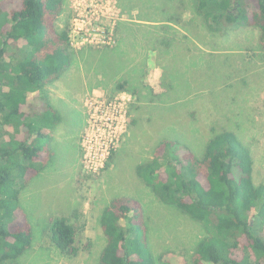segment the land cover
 Listing matches in <instances>:
<instances>
[{"label":"trees","instance_id":"trees-1","mask_svg":"<svg viewBox=\"0 0 264 264\" xmlns=\"http://www.w3.org/2000/svg\"><path fill=\"white\" fill-rule=\"evenodd\" d=\"M161 1L154 6L166 17L161 25L122 24L128 36L132 34V43H126V49L119 39L114 46L90 47L86 52L117 51L119 46L126 52L132 47L135 50L122 74L118 71L101 75L99 82L135 98L129 112L131 127L139 122L140 113L147 114V128L152 129L158 120L165 127L171 123L168 109L200 101L215 78L214 72L219 76L221 68L230 69L222 71L229 72L225 89L230 95L224 103L230 105L229 109L222 104V110L215 114L211 110L214 115L203 126L198 121L202 118L198 109H191L179 125L188 127L185 131L189 134L203 135L204 149L195 150L187 141L160 138L152 158L136 162L135 174L160 203L176 207L202 227L203 236L193 248L192 264H264V184L256 182L253 152L241 139V125L236 130L222 125L223 120L238 123L231 119L235 109L232 106L243 108L249 101L245 96L252 91L251 71L254 66L264 69V61L256 65L258 57L264 55V0ZM133 3L122 6L120 1L121 9H134L137 6ZM64 4L65 0H0V264H18L20 257L33 248V227L21 210L20 196L49 164V143L62 122L61 112L48 99V87L76 61L68 31L56 30ZM189 7L197 27L206 28L212 38L228 41L230 33L248 28L257 31L259 42L244 52H217V48L210 47L212 51L195 55L188 44H195L190 22L182 23V12ZM179 8L183 9L178 13ZM142 35L146 38L139 41ZM144 46L151 47L165 64L161 93H156L142 77L130 74L137 69L138 49ZM211 61L219 62L221 68L213 69V64L208 69L205 63ZM225 62L232 67L220 64ZM203 66L207 68L209 84L198 86L193 73L199 74ZM183 69L185 77L178 75ZM113 159L114 152L109 164ZM77 209L74 207L67 216L49 218L48 238L67 258L93 248L91 242L80 245ZM145 219L139 199L113 198L99 218L106 238L100 264H171L150 245Z\"/></svg>","mask_w":264,"mask_h":264},{"label":"rangeland","instance_id":"rangeland-1","mask_svg":"<svg viewBox=\"0 0 264 264\" xmlns=\"http://www.w3.org/2000/svg\"><path fill=\"white\" fill-rule=\"evenodd\" d=\"M120 1L122 6L133 1L137 7L123 11ZM159 1L161 0H117L122 14L126 18L121 19L118 23L113 46L119 41L120 28L124 37L120 38L123 48L126 49V43H132L130 38L132 34L128 36V31L122 25L124 22H128L132 26L140 22H143L146 27L161 25L166 17L156 11L157 8L154 7ZM165 2L167 0H164ZM181 9L183 8L176 11L179 13ZM193 18L194 15L191 13L190 7L182 12V23L190 22L188 27L193 33L192 39L195 44L191 42L188 44L195 55L202 51L195 48L198 47V44L204 49L203 52L212 51L210 47L217 48L219 50L217 52H227L245 51L246 48L250 49L259 42L257 31L248 28L230 33L228 41H220L217 39L218 36L212 38L203 26L197 27ZM72 19L73 13L70 4L68 0H65L64 10L56 21V30L66 29L70 33ZM138 26L140 27V25ZM145 38L146 35H142L138 40L143 41ZM72 48L75 51L76 61L59 81L48 87L50 103L62 114V122L53 132L54 140L49 143L50 162L45 170L34 177L26 189L21 192V210L24 215H27L33 227L34 240L33 248L20 257L18 264H100V255L106 244V238L99 223L100 214L113 198L119 197L136 198L142 203L149 229L150 245L156 254L165 255L171 264H186V262L192 264L193 248L203 236L202 227L176 207L160 203L154 193L137 178L135 167L138 160L141 162L144 159L152 158L153 150L160 138L180 142L187 141V145L195 150L204 149L206 143H204L203 135L189 134L185 131L188 127L183 129L179 125L184 119V114L186 113L185 116H187L191 109L196 108L200 112L202 118L198 121L201 126L208 123L216 111L222 110V104L225 105L223 108L229 109L230 105L224 104L226 103L225 99L230 95L228 89H225V87L228 88V85H225V77L229 72L222 73V71L230 69L221 68L218 65L219 62H206L205 65H208V69L213 67V64V69L221 68V75L217 76L214 72L215 75L212 76L215 78H212L213 82L206 88V94L201 95L202 97L198 99L200 101L193 102V105L190 103L186 107L168 109L167 113L171 117V123L166 124L165 127L160 125L161 122L158 120L157 123H153L152 129L147 128L146 113H140L139 122L131 127L129 112L130 105L135 98L127 92L117 93L113 88H110L109 84L99 82H101L102 76L115 74L118 71L122 74L125 67L130 64L131 57H134L133 47L128 52L121 46L117 51L86 52L90 46ZM138 51L140 52L137 61L138 67L133 69L130 74L136 78L142 77L144 82L158 91L157 93L162 92V68L165 64L149 46H144ZM81 52H84L82 59ZM263 56L258 57L260 62L256 65L263 63ZM220 64L232 67L231 63ZM90 66L95 70L90 69ZM199 74L193 73L197 85L209 84L207 68H202ZM178 75L185 77L186 69L181 70ZM251 75L252 91L245 96L249 101L243 104L242 109H238L236 104L232 106L237 109L233 108L234 115L230 114L231 119L233 118L232 120L238 123L233 125L229 124L230 121L223 120L222 125H229L235 130L237 125H241V129L238 128L241 132V139L253 152L256 182L264 184V69L261 70L254 66ZM102 84L109 85V87ZM239 84L241 85L240 81ZM93 91H96L97 95H104L109 102L119 96V103L124 105L126 111L125 133L117 142L114 159L109 164L111 161L109 158L106 165L97 172L84 166L85 152L83 148L87 129L85 99ZM174 110H177V113L172 114ZM198 112L196 116L199 115ZM143 130L147 131L146 135ZM159 130L165 133L161 134ZM74 207L78 208V217L75 221L79 228L80 245L83 247L91 242L93 248L90 252L84 249L76 257L67 258L56 250L48 238L49 218L53 215L55 217L67 216L74 210Z\"/></svg>","mask_w":264,"mask_h":264},{"label":"built area","instance_id":"built-area-1","mask_svg":"<svg viewBox=\"0 0 264 264\" xmlns=\"http://www.w3.org/2000/svg\"><path fill=\"white\" fill-rule=\"evenodd\" d=\"M72 13L70 45L74 48L113 46L118 23L126 17L117 0H68ZM124 16V17H123ZM87 129L84 136V166L103 168L125 133L126 111L119 96L108 101L96 91L86 96Z\"/></svg>","mask_w":264,"mask_h":264},{"label":"crops","instance_id":"crops-1","mask_svg":"<svg viewBox=\"0 0 264 264\" xmlns=\"http://www.w3.org/2000/svg\"><path fill=\"white\" fill-rule=\"evenodd\" d=\"M141 24H143V22H140ZM153 24V23H152ZM162 24V23H161ZM170 25H172L173 27H175L176 29H179V26H177V25H175V24H170ZM179 30H182L181 28L179 29ZM123 37V34L121 33V28H120V32H119V39L120 38H122ZM201 44V43H200ZM198 48L200 49V50H202V51H204V49L202 48V46H200L199 44H198ZM156 93L158 92V91H156V90H154ZM164 90H163V88H162V92H163ZM117 93H119V92H117ZM161 93V92H160Z\"/></svg>","mask_w":264,"mask_h":264}]
</instances>
